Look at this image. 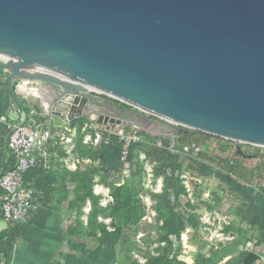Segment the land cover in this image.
I'll use <instances>...</instances> for the list:
<instances>
[{"label":"water","instance_id":"95a60500","mask_svg":"<svg viewBox=\"0 0 264 264\" xmlns=\"http://www.w3.org/2000/svg\"><path fill=\"white\" fill-rule=\"evenodd\" d=\"M0 53L21 124L22 99L41 95L51 131L86 117L112 132L264 146V0H0Z\"/></svg>","mask_w":264,"mask_h":264},{"label":"trees","instance_id":"16d2710c","mask_svg":"<svg viewBox=\"0 0 264 264\" xmlns=\"http://www.w3.org/2000/svg\"><path fill=\"white\" fill-rule=\"evenodd\" d=\"M87 122L89 121L85 117H78L69 124L70 127L76 128L74 150L79 156L88 157L91 164L72 173L75 187L73 198L68 201V208L70 214L74 215V220L67 226L65 233L67 250L59 252L49 264H187L179 258L182 250L181 235L187 228H191L194 233L200 230V215L196 210L203 203L200 200L203 190L198 187L195 200L191 201L180 175L185 160L193 154L191 142L197 140L195 136L200 132L196 131L194 135H177L178 140L183 143L194 139L188 146H177L175 143L178 152L167 149L172 142L169 137H153L140 132L141 140L130 147L125 174L123 170L109 169L101 165L98 162V149L83 142L85 135L83 126ZM201 133L208 138L212 137L207 133ZM157 140L162 141L163 147L155 145ZM141 154L144 158H141ZM197 156L208 159L203 152H198ZM223 161L220 163H224ZM145 162L152 164L153 182L159 177L162 179V190L159 193L145 186L147 175ZM189 166L190 169H194L193 165ZM40 171L42 170L36 168L27 170L24 174V185L30 187L28 184L30 172L31 175H39ZM98 183L109 189L111 200L106 205L100 203L102 195L94 193V185ZM36 191L40 193L41 203L43 194L38 189ZM210 195L211 199L205 203L206 208L212 211L220 204L222 198L216 191ZM147 196L156 201L151 206L156 213L154 223L151 225L155 228V233L153 237L149 233L146 234L144 242L147 243L148 249L143 252L142 246L134 237L146 214L144 197ZM87 202L90 203V209L85 212ZM179 207L186 209L182 213ZM247 212L245 210V213ZM103 219H109V223ZM7 225L8 228L0 233V259L4 261H8L24 223ZM239 232L242 233V230ZM152 244H155L154 248H151ZM202 248L203 246L198 248L192 264H219L222 261L224 257L222 248L211 246L208 253L202 252ZM135 249L143 261L133 256ZM246 254L247 250H239L223 264H243Z\"/></svg>","mask_w":264,"mask_h":264},{"label":"crops","instance_id":"0c3cea01","mask_svg":"<svg viewBox=\"0 0 264 264\" xmlns=\"http://www.w3.org/2000/svg\"><path fill=\"white\" fill-rule=\"evenodd\" d=\"M40 92L48 99L52 98L49 88L43 87ZM10 97L7 82L0 79V172L15 164V158L7 148L6 124L9 120L17 119V115L9 107ZM30 101L32 109L27 100L22 99L29 113L28 119L36 121L40 126L48 127L41 107L44 104L43 97L34 96ZM89 122L85 123L86 128ZM148 126L154 129L153 125ZM71 129L68 135L72 138V143L51 140L48 145L52 168L49 171H40L39 175H31V172L28 174L30 179L28 184L35 190H40L43 198L39 209L22 225L8 261L0 259V264H19L28 253L37 252L47 253L48 257L41 258L45 260V264H49L51 259L55 258L66 246V229L74 220V215L70 214L68 208V201L73 198L75 187L72 173L76 170H83L91 164L88 157H81L74 150L76 128L71 127ZM83 132L88 133L87 130ZM177 135L174 139L177 141H175L177 146H188L192 141L188 140L183 143L178 140ZM208 139L207 143L199 142L198 144L200 152L206 154L208 159L199 158L193 151V154L185 160L182 170L194 177L203 178L201 182L190 181L191 188L187 191L188 197L194 201L198 187L203 190L200 197L203 203L196 210L201 222L199 232L202 231L206 242H215V248L219 247L224 251V257L219 264H223L243 249L247 250V253L250 250L258 253L259 257L252 264H264V149L249 146L243 148L239 145L238 147L244 153L241 155L237 153L238 147L235 151L228 148L227 141L211 137ZM113 142L101 143L98 146L92 145L98 149V162L109 169L123 170L126 174L127 166L121 160L120 144L116 140ZM221 160H224V163H220ZM189 165H193L194 169H190ZM213 191L218 192L222 200L216 209L209 211L205 202L211 199L210 194ZM94 193L102 195V199L106 200L109 196V189L104 184L98 183L94 185ZM245 210L248 212L245 213ZM253 216L256 221H253ZM8 226L5 223V226L0 227V233H3ZM239 230H242V233ZM190 231L193 230L186 229V233ZM37 234L40 235V242L36 241ZM248 243H250L249 246Z\"/></svg>","mask_w":264,"mask_h":264},{"label":"built area","instance_id":"2783aa9c","mask_svg":"<svg viewBox=\"0 0 264 264\" xmlns=\"http://www.w3.org/2000/svg\"><path fill=\"white\" fill-rule=\"evenodd\" d=\"M10 58L0 53V63L6 62ZM95 93L94 91H92ZM97 95L102 93H95ZM20 119L9 120L6 124L8 130L7 148L15 158V164L0 172V213L1 219L6 224L26 223L31 215L40 207V193L31 187L24 185V174L29 169H41L49 171L52 168L51 154L49 151V143L51 140H60L72 143V138L68 135L72 129L66 124L61 130L51 131L48 127L40 126L36 121L27 120L21 124ZM83 142L93 146H98L101 143L110 144L116 140L120 144L121 160L128 167L130 147L141 140L140 131L134 128H121L118 132L107 131L100 125L91 122L87 128ZM211 135V134H209ZM211 138L227 141L228 148L235 151L236 148L243 142L233 139H227L212 135ZM248 144L252 148L264 149V146L256 144ZM155 145L163 147L161 140H157ZM191 148L194 152L201 151L198 144L191 143ZM167 149L171 152H178L174 140L168 145ZM141 158L144 155L141 154ZM90 161V160H89ZM148 175H152L148 173ZM181 178L187 188L190 189L189 182L192 180L201 182L202 177H194L188 172H182ZM161 180V179H160ZM108 191V190H107ZM108 196L101 203L110 201ZM147 206L146 214L142 220L147 219L149 222L154 220L155 212L151 208L152 204L145 202ZM85 212L90 209V203L87 202ZM151 219V221L149 220ZM248 246L250 243L247 244Z\"/></svg>","mask_w":264,"mask_h":264},{"label":"rangeland","instance_id":"374dc122","mask_svg":"<svg viewBox=\"0 0 264 264\" xmlns=\"http://www.w3.org/2000/svg\"><path fill=\"white\" fill-rule=\"evenodd\" d=\"M99 96L102 98L103 101H107L109 103L115 104L119 108L120 107H124V105L121 104L123 102H121L119 100H116V99H114V98H112V97H110V96H108L106 94H99ZM128 108H130V110L136 109V108H134L132 106H130ZM13 120H16V118H14ZM196 136H198V137H196L197 140L192 139V140H194L192 142L194 144H199V142L201 144H205L209 140L208 137L205 136L201 132L198 133ZM196 141H198V142H196ZM240 146L243 147V148H245V146H248V144L241 143ZM145 169H146V172H147L146 179H145V186H146V188L151 189L155 193L161 192V190H162V179L161 178H158V179H156L153 182V176L152 175H148V173H151L152 174V164H150L149 162H145ZM144 200H145V202H148L149 204H155L156 203V201L154 199H150L148 196L147 197H144ZM183 200H184L183 202H185V199H183ZM102 201H103V199H101V202ZM108 202L109 201H106L105 203H103V204L101 203V204L102 205H106ZM179 208H180L179 210L182 213L186 209L185 207H179ZM153 211L155 212V210H153ZM100 219H102V218L100 217ZM103 220L106 223H109V219H103ZM149 220L151 221V219H149ZM153 223H154V220L151 221V222H149L147 219H145V221H142L140 223V226H139V231H138L136 237H134L135 240H137V242L142 246L141 250L143 252L144 251L146 252V250L148 249L147 243L145 244V242H144L145 241L144 238H145L146 234L149 233L153 237V235L155 233L154 232L155 228L153 226H151V225H153ZM159 223H161V221ZM2 226H5V222L1 219L0 220V227H2ZM35 238H36V241L37 242H40V239H39L40 238V235L39 234H37L35 236ZM204 239L205 238L203 237L202 231L201 232L198 231L197 233H193V231L192 232L190 231V232L186 233V231H185L181 235L182 250H181V253L179 255V258L181 260H184L187 264H192L199 247L203 246V248L201 249L202 252L208 253L209 248L211 246H214L215 245V242L209 243L208 241L206 242ZM154 247H155V244H152V247L151 248H154ZM62 250H67V247L64 246V248ZM43 252H44V250H43ZM41 254H42V252H37L35 254H29L28 253L27 256L24 259H22L21 263H19V264H45V260H43L41 257H48L47 256L48 254L46 253V254H42V256H40ZM133 256L134 257H137L141 261H143V258L139 254H137L136 249L133 251ZM42 260H43V262H42ZM49 261H50V259H49Z\"/></svg>","mask_w":264,"mask_h":264},{"label":"bare ground","instance_id":"6f19581e","mask_svg":"<svg viewBox=\"0 0 264 264\" xmlns=\"http://www.w3.org/2000/svg\"><path fill=\"white\" fill-rule=\"evenodd\" d=\"M89 87V86H88ZM89 88H91V87H89Z\"/></svg>","mask_w":264,"mask_h":264}]
</instances>
